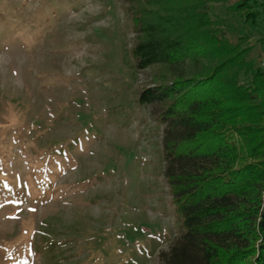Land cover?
<instances>
[{"label":"rangeland","instance_id":"1","mask_svg":"<svg viewBox=\"0 0 264 264\" xmlns=\"http://www.w3.org/2000/svg\"><path fill=\"white\" fill-rule=\"evenodd\" d=\"M126 7L0 0V264H158L178 235Z\"/></svg>","mask_w":264,"mask_h":264},{"label":"trees","instance_id":"2","mask_svg":"<svg viewBox=\"0 0 264 264\" xmlns=\"http://www.w3.org/2000/svg\"><path fill=\"white\" fill-rule=\"evenodd\" d=\"M124 2L134 70L163 71L137 98L178 231L158 264H264V0Z\"/></svg>","mask_w":264,"mask_h":264},{"label":"built area","instance_id":"3","mask_svg":"<svg viewBox=\"0 0 264 264\" xmlns=\"http://www.w3.org/2000/svg\"><path fill=\"white\" fill-rule=\"evenodd\" d=\"M261 68H262V70H264V59H262V62H261Z\"/></svg>","mask_w":264,"mask_h":264}]
</instances>
